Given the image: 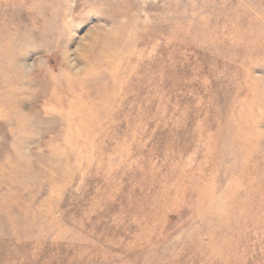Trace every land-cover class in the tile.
Segmentation results:
<instances>
[{"label":"rangeland","instance_id":"rangeland-1","mask_svg":"<svg viewBox=\"0 0 264 264\" xmlns=\"http://www.w3.org/2000/svg\"><path fill=\"white\" fill-rule=\"evenodd\" d=\"M0 264H264V0H0Z\"/></svg>","mask_w":264,"mask_h":264}]
</instances>
